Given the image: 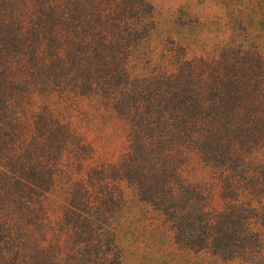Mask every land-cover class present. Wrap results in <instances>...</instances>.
<instances>
[{
  "label": "trees",
  "instance_id": "1",
  "mask_svg": "<svg viewBox=\"0 0 264 264\" xmlns=\"http://www.w3.org/2000/svg\"><path fill=\"white\" fill-rule=\"evenodd\" d=\"M149 5L0 0V264H60L47 212L60 158L86 146L78 112L116 124L112 179L161 216L178 246L264 264V55L240 43L153 52ZM104 169L69 185L67 237L80 247L63 264H122L106 219L118 193ZM52 246L58 254V237Z\"/></svg>",
  "mask_w": 264,
  "mask_h": 264
},
{
  "label": "rangeland",
  "instance_id": "2",
  "mask_svg": "<svg viewBox=\"0 0 264 264\" xmlns=\"http://www.w3.org/2000/svg\"><path fill=\"white\" fill-rule=\"evenodd\" d=\"M147 20H154L147 45L153 52L171 43L190 54H210L217 48L240 43L264 55V0H146ZM146 9V8H145ZM78 140L85 144L80 154L65 151L58 163V203L50 196L47 212V247L60 264L69 263L80 244L68 240L70 221L63 203L70 184L85 177L92 168L103 166L102 178L113 182L118 193L117 207L109 209L122 264H232L205 252L178 246L161 216L140 201L125 181H114L109 168L121 153V134L112 120L78 112ZM109 185V184H108ZM58 237L60 252L53 253Z\"/></svg>",
  "mask_w": 264,
  "mask_h": 264
}]
</instances>
